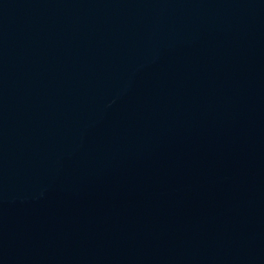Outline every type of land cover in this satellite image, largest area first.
Returning <instances> with one entry per match:
<instances>
[{"label": "water", "instance_id": "1", "mask_svg": "<svg viewBox=\"0 0 264 264\" xmlns=\"http://www.w3.org/2000/svg\"><path fill=\"white\" fill-rule=\"evenodd\" d=\"M0 264H264V0H0Z\"/></svg>", "mask_w": 264, "mask_h": 264}]
</instances>
